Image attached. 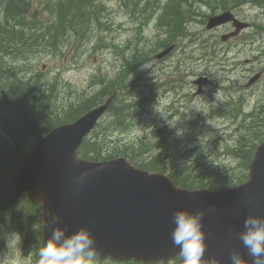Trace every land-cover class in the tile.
Masks as SVG:
<instances>
[{
  "label": "rangeland",
  "instance_id": "374dc122",
  "mask_svg": "<svg viewBox=\"0 0 264 264\" xmlns=\"http://www.w3.org/2000/svg\"><path fill=\"white\" fill-rule=\"evenodd\" d=\"M44 1L32 0L33 6L42 8L40 3ZM163 2L159 3L160 11H154L148 21L141 20L138 14H135V18L133 13L123 7L119 1L105 2L107 3L105 11L103 10L100 14L101 26L96 23L92 24L85 40L79 45L72 36L64 43L65 47L58 55L42 48H33L23 60L17 62V65L23 67L26 76L39 74L42 78H51V81L58 83L60 94L55 100V106L56 110H60L62 107H67L71 103L76 104L83 98L96 93L99 88L93 85V77H115L120 73L123 65L124 73H128L123 55L131 56L134 53L132 61L135 63L136 51L148 53L152 59L137 69L130 79L131 82L138 79L139 85L143 86L140 89L143 97H148L153 90L152 87L158 85L154 87L158 88L153 92L154 101L139 100L133 94L132 106L120 116L112 117L110 112L107 113L101 119L102 127L99 131L102 130V138L110 146L136 144L140 145L139 150L143 149L144 153L153 152L155 154L159 153L161 147L159 129L163 130L162 134L169 137L175 131V135L168 138L166 143L168 149L173 151L181 145V136L176 134L179 130L177 125L187 124L195 119L202 121L205 116L212 117L216 115L213 113L219 110L223 112L225 107L230 108L226 106L229 103L227 92L216 91L212 99L213 92L216 90L213 88L204 97H195V87L190 84V81L204 76L215 78L218 75H229L231 82L228 83L227 88L234 94H243L236 99V102L230 99L231 104L236 105L242 101L244 110L248 112L251 110L253 113L252 118L241 122L242 126L239 130H236L237 124L221 127L219 126L220 121L216 123L215 120H206V123L203 121V128L196 122V130L201 129L202 143L199 145V151H195L191 156L193 160H197L200 167L206 169L207 174H209L208 169L215 164L214 166L219 169H227L229 177L242 179L248 171H245L246 168L241 166L240 160L234 156V149L244 145L241 142L242 137L256 138L250 129L253 132L258 130L259 134L264 137V120H261L264 118V76L256 87L246 92L242 87L250 77L264 69V6L255 8L247 5L235 11L239 20L250 23L252 27L245 30L239 39L230 44L220 41V36L226 32L223 33V30L207 32L201 23L203 17L196 16L188 27L191 36L179 42V46L169 54L167 59L158 63L153 60V56L161 50L158 49L159 46H156V43L163 37V32L159 31L157 17L162 12ZM194 11L205 14L207 17L212 13L207 8H202V12L197 8ZM47 14V11H43L41 17ZM190 38H202V41H196H199L204 52L208 45V50L205 52L208 55V64L200 60L202 55H200L198 42L188 43ZM213 47L219 50L226 49L230 53L225 55L221 53L220 57L217 55L215 59L211 54ZM166 83H172L174 88V91L167 95L163 89H159L161 85H164L166 89ZM179 87L184 88L178 98L180 102L173 100L177 97L176 90L178 91ZM183 95H185L184 100L181 99ZM168 97L173 98L170 100ZM170 122L174 129L162 128ZM226 148L230 150L226 151L223 157L221 153L216 155L220 150L225 151ZM0 225H2L0 227V264H39V256L33 261L35 254L31 248H24L23 234L17 226L8 220L2 222L1 219ZM11 232H18L22 236L18 248L7 243V235ZM96 264L112 263L111 261H96ZM165 264H174V262Z\"/></svg>",
  "mask_w": 264,
  "mask_h": 264
},
{
  "label": "trees",
  "instance_id": "16d2710c",
  "mask_svg": "<svg viewBox=\"0 0 264 264\" xmlns=\"http://www.w3.org/2000/svg\"><path fill=\"white\" fill-rule=\"evenodd\" d=\"M108 1L111 0H45L40 3L42 8H38L33 6L32 0H0V186L19 172L22 161L34 143L53 128L72 122L113 94L115 98L107 111L112 117L120 116L132 106L133 94L136 99L147 98L141 97L140 89L143 86L139 85L138 79L132 82L130 79L134 70L147 64L151 59L148 53L142 51H136L135 63L132 61L134 53L131 56L123 55L128 73H124L123 65L115 77H93V85L99 90L90 97H85L76 104L71 103L60 110H56L55 106V100L60 94L58 83L51 81V78H42L39 74L26 76L23 67L17 65V62L23 60L33 48H42L58 55L64 49V43L72 36L79 45L85 40L92 24L101 26L100 14L105 11L107 4L105 2ZM116 1L132 12L135 18V14H138L141 20L146 21L150 20V15L154 11H160L159 3L164 1L162 12L157 19L158 26L161 27L159 29L163 32L162 39L156 43L158 49L179 43L189 35L188 24L195 20L196 16H201L194 11L198 3L213 12L238 9L243 3L255 5L264 3V0ZM43 11H47L48 14L41 17ZM232 108L230 113L232 121H236L240 116L236 128L239 130L241 122L245 121L243 115L241 116L243 107L239 104ZM252 114H247L249 119L252 118ZM101 127L102 124H97L91 134L84 139L78 151L79 157L96 162L126 157L139 169L166 173L174 185L187 190L198 188L221 190L246 180V174L242 179H234L229 177L227 169H219L214 166L215 164L208 169L207 174L206 169L200 167L197 160L192 159L191 154L199 151V145L202 143V139L197 138V141L195 138V134L201 132L199 129L195 133L196 125L191 124L185 129L182 149L178 146L173 151L166 145L170 137L162 134L163 130L159 129L161 147L158 154L144 153L143 149L139 150L140 145L136 144L110 146L102 138V130L99 131ZM110 127L112 128L111 125ZM250 130L256 138L242 137L241 142L244 145L234 149V156L240 160L241 166L246 168L245 171L253 157L257 141L260 143L264 140L258 130L255 132ZM228 150L230 149L226 148L225 151L219 152L225 153ZM6 215L10 218L8 221L22 232L24 248H31L35 254L33 261L37 260L42 249L40 229L42 214L39 205H30L25 200L15 203L0 202L2 222L6 221ZM96 261L99 260L96 258Z\"/></svg>",
  "mask_w": 264,
  "mask_h": 264
},
{
  "label": "water",
  "instance_id": "95a60500",
  "mask_svg": "<svg viewBox=\"0 0 264 264\" xmlns=\"http://www.w3.org/2000/svg\"><path fill=\"white\" fill-rule=\"evenodd\" d=\"M230 21L235 31L223 40L236 36L247 26L226 12L209 18L206 29ZM172 48L155 58L161 59ZM199 81V85L205 83ZM112 98L39 139L24 158L19 173L0 187V202L26 200L32 205L40 204L43 246L52 227L66 228L69 235L87 227L95 236L100 259L143 264L176 258L182 264L179 249L170 237L172 215L179 209L203 210L205 259L216 257L220 264H229L233 251L250 259L238 234L244 230L248 215L264 216V142L256 147L248 180L218 192L182 189L162 173L131 166L126 158L103 162L78 159L77 150L83 139L106 112ZM85 169L99 171L76 190L79 174ZM50 213L60 217L57 225H51Z\"/></svg>",
  "mask_w": 264,
  "mask_h": 264
},
{
  "label": "clouds",
  "instance_id": "9594fccd",
  "mask_svg": "<svg viewBox=\"0 0 264 264\" xmlns=\"http://www.w3.org/2000/svg\"><path fill=\"white\" fill-rule=\"evenodd\" d=\"M176 134L183 136L184 133L183 130H177ZM98 171L99 169L81 171L76 190L82 189ZM49 215L51 225H57L60 217L51 213ZM204 216L203 210L192 212L187 209H179L172 215L174 227L170 237L173 245L179 249L178 255L182 264H220L216 257L205 259L207 233L204 230ZM5 219L10 218L6 215ZM243 228L238 238L250 259H245L243 254L233 251L229 256V264H264V216L248 215ZM66 233V228H51L47 242L39 252V264H96V257L99 254L92 230L81 227L70 235ZM21 241L22 236L18 232L7 235L8 245L18 248Z\"/></svg>",
  "mask_w": 264,
  "mask_h": 264
},
{
  "label": "flooded vegetation",
  "instance_id": "af4514ba",
  "mask_svg": "<svg viewBox=\"0 0 264 264\" xmlns=\"http://www.w3.org/2000/svg\"><path fill=\"white\" fill-rule=\"evenodd\" d=\"M235 11H236V10H235ZM233 12H234V11H233ZM219 30H223V31H222L223 33H224V32H226V33H230V32L233 30V27H232V24L229 23V24H226V25H224V26H222V27L217 28L216 30H214V31H212V32H216V31H219ZM239 36H240V35H239ZM239 36H237L236 38H234V39H232V40H230V41H233V40L238 39ZM230 41H228V42H230ZM228 42H227V43H228ZM224 44H226V43H224ZM220 51L225 52L226 49L219 50V49H216V48L213 47V55H214L215 59H217V55H218V53H219ZM229 53H230V51H228V54H229ZM218 57H220V55H218ZM217 62H218V61H217ZM260 72H261V74H260V77H259V78L257 77L256 79H251V80L248 79V81L245 83V85H242V87H243V91H244V92H246V91H248V90H250V89H252V88H254V87H256V86L258 85V83H259L260 80L262 79L264 69H263L262 71H260ZM228 76H229V75H226V74L218 75V76H216L215 78L208 76V77H207V79H208V80H207V83H206L205 85H203L200 89L194 84V80L190 81V84L193 85V86L195 87V93H194V96H195V97L197 96V97H201V98H202V97L205 96V94H208V91L210 92L213 88H216V90L213 92L212 99L214 98V95H215V92H216V91H217V92H218V91L229 92L230 89H228L227 87H228V83L231 82V81H230V79L228 78ZM219 78H221V79H219ZM252 81H254V83L251 84V85H249V83H251ZM156 86H158V85H154V86L152 87L153 90L151 91V94L147 97V98H150V100L148 99L147 102H149V101L153 102V101H154V100H153V99H154L153 92H154L155 90L158 89V88H154V87H156ZM165 86H166V89H165L164 85H161L159 89H163V91L165 92L166 95L172 93L171 91H174V88H173V84H172V83H166ZM183 90H184L183 87H179V88H178V91L176 90V92L178 93V94H177V97H174L173 100L179 101L178 98H179V96H180V93L183 92ZM240 96H243V94L237 93V97L239 98ZM168 98L171 100L173 97H168ZM228 98H229V100L232 99L231 94L228 95ZM181 99L184 100V99H185V95H183V96L181 97ZM179 102H180V101H179ZM231 103H232V101H230V103H228L226 106H230ZM169 104H170V103H169ZM213 114H218V111H217L216 113H213ZM170 120H171V118L169 119V121H170ZM203 120H211V121H214V120H215V119H214V115H213L212 117H206V116H205V118H204ZM203 120H202V121H203ZM202 121H200L199 119H195V120H192V121H190V122H187V124L184 123V124H179V125H177L178 128H179V130H183V133H184L183 136L180 137V140H185V129H186L188 126H190L191 124H192L193 126H195V123H196V122H198L197 124H201ZM197 124H196V125H197ZM162 128H163V129L166 128V129L169 130V129H171V128L174 129V126H173V124L170 122L169 124H165V125H163Z\"/></svg>",
  "mask_w": 264,
  "mask_h": 264
},
{
  "label": "bare ground",
  "instance_id": "6f19581e",
  "mask_svg": "<svg viewBox=\"0 0 264 264\" xmlns=\"http://www.w3.org/2000/svg\"><path fill=\"white\" fill-rule=\"evenodd\" d=\"M97 26V25H96Z\"/></svg>",
  "mask_w": 264,
  "mask_h": 264
}]
</instances>
